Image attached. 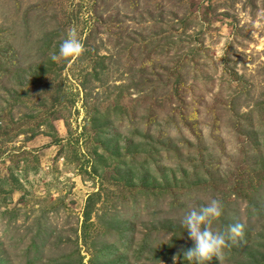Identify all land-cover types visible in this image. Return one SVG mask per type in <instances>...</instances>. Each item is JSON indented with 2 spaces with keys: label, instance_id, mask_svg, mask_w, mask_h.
I'll list each match as a JSON object with an SVG mask.
<instances>
[{
  "label": "rangeland",
  "instance_id": "1",
  "mask_svg": "<svg viewBox=\"0 0 264 264\" xmlns=\"http://www.w3.org/2000/svg\"><path fill=\"white\" fill-rule=\"evenodd\" d=\"M211 198L264 264V0H0V264H189Z\"/></svg>",
  "mask_w": 264,
  "mask_h": 264
},
{
  "label": "clouds",
  "instance_id": "2",
  "mask_svg": "<svg viewBox=\"0 0 264 264\" xmlns=\"http://www.w3.org/2000/svg\"><path fill=\"white\" fill-rule=\"evenodd\" d=\"M83 51L84 46L78 38L77 30L71 28L66 38L60 43L58 55L52 54L51 59L57 61L60 58L78 57ZM222 210V201L211 198L198 209L192 208L182 218L181 225L188 231V236L193 241L192 247L181 249L183 258L189 264H204L205 261H211L213 257L222 264L223 249L227 241H235L238 237H242L244 225L239 222L229 225L224 232L212 230L210 227L212 221L222 215ZM173 259L175 260L176 257Z\"/></svg>",
  "mask_w": 264,
  "mask_h": 264
},
{
  "label": "trees",
  "instance_id": "3",
  "mask_svg": "<svg viewBox=\"0 0 264 264\" xmlns=\"http://www.w3.org/2000/svg\"><path fill=\"white\" fill-rule=\"evenodd\" d=\"M6 130V129H5ZM142 176H144V175H142ZM171 199H170V205L171 206H175V205H177V204H179L180 203V201H182L181 200V194L179 193V194H174V192H172L171 193ZM186 196V195H185ZM182 198H184V196H182ZM85 218H86V216H84ZM225 225V227L227 226V223L226 224H224ZM173 229V230H172ZM171 231H173V233H174V230L175 231H179L181 234H185L186 232H187V230L186 229H184L183 227H181V226H179L178 228H171L170 229ZM223 230H225L224 228H223ZM168 231V228H165L164 229V232H167ZM125 233V232H124ZM172 233V234H173ZM146 236L148 235V234H145ZM177 235H180V234H177ZM166 254H167V252H164L163 253V255H162V253H160L159 255H156L155 256V258H154V261L155 262H157V261H159V260H164L165 258H164V256H166ZM160 256H162V257H160ZM163 258V259H162ZM117 260H121V259H117ZM212 260H214V259H212ZM122 261V260H121ZM207 262L208 261H205L204 262V264H207ZM120 264H125V261H122V262H120Z\"/></svg>",
  "mask_w": 264,
  "mask_h": 264
}]
</instances>
